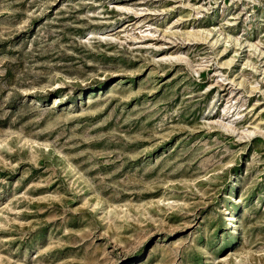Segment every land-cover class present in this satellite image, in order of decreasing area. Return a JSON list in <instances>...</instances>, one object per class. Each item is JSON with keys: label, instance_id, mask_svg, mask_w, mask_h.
<instances>
[{"label": "rangeland", "instance_id": "1", "mask_svg": "<svg viewBox=\"0 0 264 264\" xmlns=\"http://www.w3.org/2000/svg\"><path fill=\"white\" fill-rule=\"evenodd\" d=\"M0 264H264V0H0Z\"/></svg>", "mask_w": 264, "mask_h": 264}]
</instances>
